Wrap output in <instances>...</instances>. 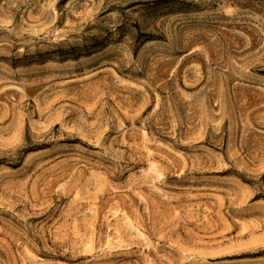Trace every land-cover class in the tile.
I'll use <instances>...</instances> for the list:
<instances>
[{
  "label": "rangeland",
  "instance_id": "374dc122",
  "mask_svg": "<svg viewBox=\"0 0 264 264\" xmlns=\"http://www.w3.org/2000/svg\"><path fill=\"white\" fill-rule=\"evenodd\" d=\"M0 264H264V0H0Z\"/></svg>",
  "mask_w": 264,
  "mask_h": 264
}]
</instances>
